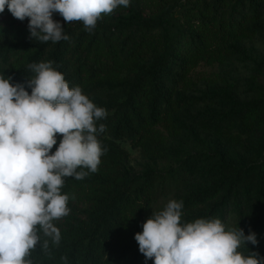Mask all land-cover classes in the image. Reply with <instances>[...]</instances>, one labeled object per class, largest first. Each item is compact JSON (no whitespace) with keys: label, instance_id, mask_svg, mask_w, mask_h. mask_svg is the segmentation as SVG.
Masks as SVG:
<instances>
[{"label":"trees","instance_id":"trees-1","mask_svg":"<svg viewBox=\"0 0 264 264\" xmlns=\"http://www.w3.org/2000/svg\"><path fill=\"white\" fill-rule=\"evenodd\" d=\"M263 25L264 0H131L129 7L99 20L92 33L80 21L69 23L64 33L70 39L53 44L30 38L28 19L10 13L0 24V74L31 93L28 80L34 74L27 65L53 61L70 88L80 86L108 112L98 122L106 126L98 139L107 148L99 170L83 180L65 179L62 192L75 198L68 203L70 214L55 221L60 244L50 242L49 252L37 245L33 264H65L62 257L67 264H153L139 252L135 234L159 200L200 173L210 185L192 189L183 220L219 218L227 225L233 213L232 227L255 233L258 241L239 251L264 257V99L228 122L254 136L253 143L243 148L232 140L219 143L201 165L189 161L165 173L137 174L121 146L130 143L157 165L170 159L158 126L180 136L181 114L196 109L204 114L202 127L211 129L223 118L220 98L214 88L202 93L189 75L199 61L224 62L230 47L256 38ZM122 64L129 70L124 78ZM218 132L229 137L223 129ZM61 138L57 134L53 152Z\"/></svg>","mask_w":264,"mask_h":264},{"label":"clouds","instance_id":"clouds-1","mask_svg":"<svg viewBox=\"0 0 264 264\" xmlns=\"http://www.w3.org/2000/svg\"><path fill=\"white\" fill-rule=\"evenodd\" d=\"M131 0H0L20 21L28 19L30 38L40 43L69 40L64 22L80 21L92 33L99 20ZM53 61L29 63L34 75L23 84L0 74V264H33L31 253L40 245L49 252L59 246L55 221L70 214V197L62 192L66 178L83 180L96 173L107 152L99 121L108 112L97 106L80 86L71 87ZM57 134L62 137L57 144ZM183 200H169L152 211L135 234L139 252L153 264H264L258 252L239 251L258 243L238 225L219 218L183 220ZM67 264V257H62Z\"/></svg>","mask_w":264,"mask_h":264},{"label":"rangeland","instance_id":"rangeland-1","mask_svg":"<svg viewBox=\"0 0 264 264\" xmlns=\"http://www.w3.org/2000/svg\"><path fill=\"white\" fill-rule=\"evenodd\" d=\"M9 19L10 12L7 9L0 13V24H6ZM53 19L59 21L63 27L69 25L58 13L53 15ZM121 71L120 77L124 78L129 71L127 65L122 64ZM189 78L200 87L202 93L214 88L220 98L218 111L223 113V118H219L218 122L211 126V129H205L200 124V116L202 117L204 114L200 115L196 109H191L183 112L179 118L180 136L174 135L167 126H158L157 131L163 135L167 142L170 159L157 165L148 163L141 151L134 149L130 143H121L122 148L127 150L130 155V169L137 174H144L152 169L165 173L171 166L180 167L189 161L195 163L196 166L197 163L201 165L203 160L215 153L219 143H230V140L239 143L240 148L249 147L253 143L254 136H251L243 128H239L238 125H230L228 122L235 120L239 111L254 106L264 99V25L256 38L242 41L230 47V52L224 62H214L208 59L199 61ZM222 129L227 131L226 134L229 137L223 138L219 132L217 133ZM207 185H210L207 176L200 173L182 189L159 200L153 209L161 210L171 199L184 202L193 188ZM79 201L82 200L79 199ZM234 221L235 216L232 213L227 220V226L232 227Z\"/></svg>","mask_w":264,"mask_h":264}]
</instances>
